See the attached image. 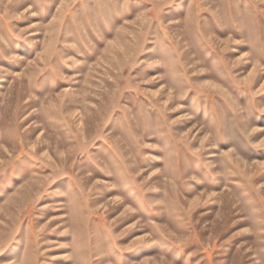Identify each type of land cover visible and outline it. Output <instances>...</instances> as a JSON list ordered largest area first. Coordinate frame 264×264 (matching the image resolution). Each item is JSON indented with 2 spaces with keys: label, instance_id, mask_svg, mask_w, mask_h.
<instances>
[{
  "label": "rangeland",
  "instance_id": "rangeland-1",
  "mask_svg": "<svg viewBox=\"0 0 264 264\" xmlns=\"http://www.w3.org/2000/svg\"><path fill=\"white\" fill-rule=\"evenodd\" d=\"M0 264H264V0H0Z\"/></svg>",
  "mask_w": 264,
  "mask_h": 264
}]
</instances>
